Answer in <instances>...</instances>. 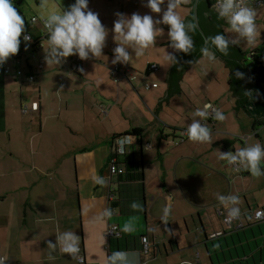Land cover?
I'll return each mask as SVG.
<instances>
[{
    "label": "crops",
    "instance_id": "obj_1",
    "mask_svg": "<svg viewBox=\"0 0 264 264\" xmlns=\"http://www.w3.org/2000/svg\"><path fill=\"white\" fill-rule=\"evenodd\" d=\"M14 1L20 2V14L35 35L43 27L40 20L31 25L33 17L59 12L69 3L47 0L41 8V0H34L36 6L31 0ZM88 3L109 29L102 10L111 12L118 3L124 12L133 1ZM100 3L102 10L96 9ZM157 44L160 60L150 58L143 70L121 66L122 73L129 68L132 74L123 73L118 81L103 56L81 60L73 55L48 66L43 47L34 57L27 49L22 64L10 57L0 65V257H7L6 264H110L113 252L127 253V264H264V220L257 224L253 219L256 211H264V176L254 177L243 168L235 172L218 151L264 145V97L251 92L248 113L236 112L229 77L224 82L216 76L187 78L198 59L180 80L181 93L162 102L157 113L173 65L166 53H175L168 37ZM151 64L159 70L151 71ZM5 67L12 74L5 75ZM17 67L34 74L35 81L15 76ZM153 83L158 87L140 95L142 86ZM35 103L37 111L31 109ZM205 105L221 110L225 120L202 121L213 142L195 143L184 133L195 110ZM137 129L140 136L134 134ZM127 136L135 137L127 161H137L138 168L123 164L127 173L113 175L117 140ZM221 195L239 200L222 204ZM132 202L140 210H133ZM166 206L171 209L167 224L162 219ZM233 207L239 209L237 219L224 224L223 215ZM109 209L112 214L105 215ZM115 225L121 237L109 235ZM217 231L223 235L210 238ZM64 232L79 237L75 257L59 245L48 247ZM143 236L151 244L149 255L141 252Z\"/></svg>",
    "mask_w": 264,
    "mask_h": 264
},
{
    "label": "clouds",
    "instance_id": "obj_2",
    "mask_svg": "<svg viewBox=\"0 0 264 264\" xmlns=\"http://www.w3.org/2000/svg\"><path fill=\"white\" fill-rule=\"evenodd\" d=\"M185 0H147L144 5L152 13L161 14L158 19L150 14L141 15L133 13L126 16L117 13L114 21L112 33L116 47L113 49V64H127L135 56H141L145 50L156 44L157 38L164 34V29L158 25L168 27L169 46L175 52L189 54L194 50V40L190 33L197 30L198 24L193 20L182 18L176 11ZM167 3L166 9L162 10V5ZM47 0H41L40 7L44 8ZM213 10L218 20H225L230 26V30L237 34L236 39H229L223 33H216L204 38L200 53L202 57L215 60L216 52L224 56L229 55L231 45L245 41L250 47H255L260 40L261 32L256 25L257 12L254 8L245 5L244 0H217L213 5ZM36 17L32 23H36ZM42 27L47 36V48L45 51V61L48 66L60 65L68 57L77 55L81 60H88L90 57L99 58L103 56V49L106 46L109 30L102 24L98 13L89 9L88 0H75V3L67 9L61 8L59 12H51L47 16L39 17ZM26 24L24 17L13 4V0H0V65L8 58L18 54L21 44V37L25 42L31 41V36L25 34ZM131 50V51H130ZM166 59L170 65L178 63L174 53H166ZM83 71V69H81ZM239 76L240 74L237 73ZM199 118V119H197ZM208 119L224 121L225 116L219 109L212 105H205L202 109L197 108L193 113V119L188 125L185 135L195 143H212V132L206 123ZM135 140L133 136L121 138L119 143L131 144ZM123 152V148L120 149ZM219 151V158L227 161L229 165H239L248 170L252 176H264V145L257 142L245 145L237 151ZM98 182L103 183V178H98ZM219 201L235 205L239 197L230 195L228 197L218 196ZM133 210H140L141 206L137 202H132ZM171 209L166 206L163 209V220L167 224V217ZM112 210L106 211L105 215H111ZM239 214L238 208H231L230 217ZM124 231H131L126 227ZM79 237L72 232L60 233L56 236V243L48 242V247L55 250L59 245L60 250L75 257L79 252ZM127 253L113 252L109 257L110 264H127ZM52 257L50 256V259ZM7 257H0V264H6Z\"/></svg>",
    "mask_w": 264,
    "mask_h": 264
},
{
    "label": "trees",
    "instance_id": "obj_3",
    "mask_svg": "<svg viewBox=\"0 0 264 264\" xmlns=\"http://www.w3.org/2000/svg\"><path fill=\"white\" fill-rule=\"evenodd\" d=\"M193 3L189 5V9H192ZM217 3V0H199L198 3V21L199 24L207 36L215 35L220 32L223 33L226 37V28L229 26L225 20H218L215 11L213 10V5ZM13 4L18 9L20 2L14 1ZM21 13V12H20ZM194 15L193 11L190 10L189 15L186 17V20H193ZM26 32L29 33L32 37V44L27 46L22 44L20 46L18 53H26V50L29 48L31 54H35L39 50L40 36L42 32H38L37 35L34 34V31L30 30L29 25L25 21ZM167 27V26H166ZM168 28V27H167ZM194 40V50L189 54H184L180 52L176 55L178 63L174 64L170 71V80L174 86L178 87L180 80L183 78L184 73L198 60L200 59L201 53L200 48L202 47L204 37L198 31L190 33ZM218 58L224 63L226 68L229 70V79H228V88L234 97L235 100V109L244 110L248 113V105L250 102V93L253 92L260 97H264V48H255L250 51H244L239 45H231L229 48V55L224 56L218 51L216 52ZM25 56V55H24ZM24 59V58H23ZM22 59V61H23ZM22 64V62H21ZM21 68V67H20ZM22 69V68H21ZM237 73L240 75L238 76ZM31 74V73H28ZM34 75V74H33ZM27 77V74H26ZM25 77V78H26ZM36 77V76H35ZM30 110V109H29ZM142 130H134L136 136H140ZM117 138H115L116 140ZM127 153L123 156H118V159H126L124 163L118 161L119 166L123 167L125 165L129 166V169L136 171L138 168L137 161H127ZM131 155H134L131 152ZM117 157L115 154L112 156ZM122 157V158H121ZM129 157V155H128ZM127 173V168L123 167ZM260 223V222H255Z\"/></svg>",
    "mask_w": 264,
    "mask_h": 264
},
{
    "label": "rangeland",
    "instance_id": "obj_4",
    "mask_svg": "<svg viewBox=\"0 0 264 264\" xmlns=\"http://www.w3.org/2000/svg\"><path fill=\"white\" fill-rule=\"evenodd\" d=\"M132 1H133V4L131 5V7L127 6L124 12H123L122 6L120 4L118 5V3L115 5V7H113V11H111V12L108 11L107 7H105V8L102 7L101 3H100V5H98V8H96L98 10L99 9L102 10L104 8L102 10V12L104 13V15L106 17H109V22H110L109 29H108L109 35L107 37L106 46L103 49V58L106 62L111 64L110 67L112 70L115 69L116 65H120V66L129 65V67H132L134 69L143 70L146 66L147 60H149L150 58H156L157 60H160L163 56L162 49L160 47H158L157 43L161 40L167 39L168 36L166 35L167 30L165 29L164 26H162L163 24H161V25H158V27H161L164 29V34L162 36L158 37L156 44L154 46L148 48L147 50H145L143 55L137 57L134 55V53H132L133 57L130 60V62L127 64H122V63L113 64L112 63V60L114 58L113 49L116 47V44L113 40V33L111 30L113 28L114 21L117 19V13H122L126 16H131V14H133V13H139L141 15L150 14L154 17V19H158L160 16H162V13L161 14L152 13L150 11V9H148L147 7L144 6L147 3V0H132ZM189 2H190V0H185V2L182 3L180 5V7H178L176 9L177 13L182 18L185 17L190 12V9L188 7L190 5ZM73 3H75V0H69L67 7L64 9H67ZM25 4L26 3H24L23 8H25L26 11L29 10V13H30L29 16L33 15V12H31L30 9H28L25 6ZM31 4L36 6L34 0H31ZM161 7H162V10L166 9L167 3H165ZM256 12H257V16H256L255 22H256L258 31L261 32L260 40L257 42L255 47H250L246 44L245 41L241 40L239 42V44H237V45H239L244 51L252 50V49H255L258 47L261 49L264 48V6L261 8L260 7L257 8ZM226 31H227L226 33H227V36L229 39H236L237 38V34L232 32L230 30V27H228L226 29ZM44 44H47V42H45ZM105 51L106 52L110 51L109 53H111V54H109V56H107ZM101 61H103V60H101ZM124 67H126V66H124ZM121 76H123V75H119L118 77L121 78ZM215 76L218 77L217 79H219V82H224L229 77V70L226 68V66L224 65V63L221 60L218 59V60L213 61V60L207 59L206 57H203V58H200L199 61L192 66L190 72L188 73L187 78L191 79V80L198 79V78L209 80V78H211V77L214 78ZM144 89H145V86H142L139 89L141 92L140 95H142V94L147 95L148 94L145 91L146 89L145 90ZM134 94L137 95V93L135 91H134ZM138 95H137V97L139 98ZM206 103H208V102H206ZM253 194H254V191H253ZM259 196L261 199H263L262 193H260ZM243 203H244V201H243Z\"/></svg>",
    "mask_w": 264,
    "mask_h": 264
},
{
    "label": "built area",
    "instance_id": "obj_5",
    "mask_svg": "<svg viewBox=\"0 0 264 264\" xmlns=\"http://www.w3.org/2000/svg\"><path fill=\"white\" fill-rule=\"evenodd\" d=\"M244 3H245L246 6L252 7L255 10L257 8H259V7L261 8V7L264 6V0H244ZM33 18L30 20V24L31 25L35 24V23H32ZM36 18H37L36 22H38L39 18L38 17H36ZM25 34L30 35L29 33H25ZM46 39H47V36L45 35L44 30H42V35L40 36V40L41 41L39 43V48L42 47V44H43L44 41H46ZM22 44H26L27 46L32 44V37H31V41L29 43V42H25L23 40V36H22L21 37L20 46ZM24 55H25V52L18 53L16 55L11 56V57L19 65V64H21L22 59L24 58ZM42 67H43V62L40 63V68H42ZM149 68L153 72H157L159 70V66L157 64H151L149 66ZM123 73H124L125 76L128 73L132 74L131 70L129 68H126L125 72H123ZM123 73L121 72V66L120 65H116L115 69L112 71L113 77L114 78L116 77L115 80H117V81L119 80L118 75H122ZM4 74L5 75L12 74L11 67H5L4 68ZM15 76L22 78L24 76L26 77V74L24 73L23 69H21L20 67H17L16 70H15ZM25 79H26L27 82H34L36 77L33 74H27V77ZM157 87H158L157 83L145 84V89L146 90H150L151 88H157ZM31 109L37 111L39 109V105L37 103H35V104L32 105ZM28 111H29V107L28 106H24L23 107V112L27 113ZM121 138H123V137H121ZM121 138L117 140V149H116V151L114 153L117 157H113L112 160H111V163H110V172L113 175H123L126 172V170L123 167L119 166V164H118V156L125 155L127 153V150H128L127 147L131 146L132 143L131 144H123V145H121L119 143ZM121 148H123V152L120 151ZM231 166L233 167L235 172H239V170L241 169V167L239 165H231ZM222 210H223V208H220V211H222ZM236 219H237V216L236 217H230L229 214H224L223 215V222H224V224H227V225H230ZM253 219H254L255 222L263 221L264 220V211L261 210V209L256 211L253 214ZM241 226L243 227V225H240V227ZM109 235L113 236V237H121L122 233H121L119 227L115 225V226H113L112 228L109 229ZM222 235H223V232L217 231V232H214V233L210 234V238H217V237L222 236ZM141 242H142L141 252L144 255H149L150 252H151V244L149 242L148 237L147 236H143L142 239H141ZM1 257H3V256H1Z\"/></svg>",
    "mask_w": 264,
    "mask_h": 264
},
{
    "label": "water",
    "instance_id": "obj_6",
    "mask_svg": "<svg viewBox=\"0 0 264 264\" xmlns=\"http://www.w3.org/2000/svg\"><path fill=\"white\" fill-rule=\"evenodd\" d=\"M192 2H194L193 3V7H192V11H193V15H194V22H196L197 24H198V27H197V29H198V31L202 34V36L205 38L206 37V35L204 34V32H203V30H202V28H201V26H200V24H199V21H198V3H199V0H190V4H192ZM190 13V12H189ZM189 15V14H188ZM187 15V16H188ZM186 16V17H187ZM186 17H185V19H186ZM228 27H230V26H228ZM180 52H175L174 54H175V56L177 55V54H179ZM34 55L35 54H32L31 56L32 57H34ZM216 57H217V55H216ZM174 65V64H173ZM173 65H172V67H173ZM172 67H171V69H172ZM171 69H170V71H171ZM169 87H168V92H167V97H166V99H164V100H162L161 102H160V104H159V106L157 107V109H156V111H157V113H158V110H159V108L161 107V103L162 102H166V104H168V101H169V98L171 97V96H173L174 94H179V93H181V86H180V83H179V86L178 87H176V86H174V84L172 83V81L170 80V74H169ZM233 107H235V106H233ZM236 112H237V110H236Z\"/></svg>",
    "mask_w": 264,
    "mask_h": 264
}]
</instances>
